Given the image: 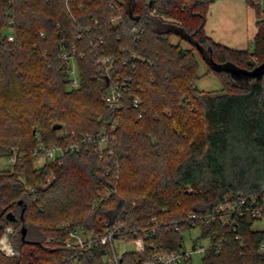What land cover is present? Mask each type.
<instances>
[{
    "label": "trees",
    "instance_id": "trees-1",
    "mask_svg": "<svg viewBox=\"0 0 264 264\" xmlns=\"http://www.w3.org/2000/svg\"><path fill=\"white\" fill-rule=\"evenodd\" d=\"M212 1L0 0V32L12 11L22 43L11 53L9 44L0 40V159L13 149L23 153L11 166H0V236L11 224L10 240L19 252L14 257L0 253V264H60L66 254L63 222L96 230L111 225L123 242L155 225L144 241L145 253L179 250L183 232L199 225L201 236L213 232L225 238L219 252L202 256V264H264V250H259L264 230L253 228L257 218L236 217L235 229L214 221L185 223L188 213L209 214L226 195L264 203V72L240 79L241 74L208 64L223 88L202 92L196 87L199 65L193 49L170 40L172 33L179 34L208 63L221 67L252 71L260 65V0H246L256 11L257 32L252 48L242 50L206 35ZM152 7L156 13L150 15ZM112 14L120 15V21L112 23ZM134 24L143 28L138 39L131 33ZM95 33L104 36L106 53L116 56V72L124 74L135 63L113 153L120 162L117 191L104 199L102 191L113 184L105 172L110 163L91 147L39 167L31 155L39 138L62 141L52 129L55 123L69 133H97L111 117L104 103L106 77L89 45ZM61 43H75L82 52L76 89L68 86L66 64L58 55ZM135 94L140 97L137 108L131 103ZM51 173L54 178L46 182ZM94 200L98 205L92 206ZM7 212L16 220H8ZM108 251V245L85 249L76 264H107ZM122 256L134 262L138 254L129 250Z\"/></svg>",
    "mask_w": 264,
    "mask_h": 264
},
{
    "label": "built area",
    "instance_id": "built-area-1",
    "mask_svg": "<svg viewBox=\"0 0 264 264\" xmlns=\"http://www.w3.org/2000/svg\"><path fill=\"white\" fill-rule=\"evenodd\" d=\"M109 7L114 9L115 5L110 3ZM148 12L150 15L155 14V7H152ZM12 14L13 12L11 11V16L5 29L0 32V40L9 44L11 53L22 48V43L18 42L16 38ZM120 18V15L112 14L110 21L112 23H117L120 21ZM94 23H97L96 19L94 20ZM85 30L89 32L90 27H87ZM82 32L83 30H79L77 38H81ZM142 32L143 28L141 25L134 24L131 26V33L135 39H138ZM40 35L43 36V32H40ZM89 45L94 51L95 64L99 67L100 72L106 77L107 87L104 103L111 111V117L107 120V124L97 133L75 134L69 133L62 128L54 130L57 138L62 141L46 143L39 138L31 155L35 159L42 156L44 162H60V158L65 154L77 153L86 147H91L98 155L99 159L110 163L107 165L105 172L106 174L111 175L113 184L111 187L105 188L102 191L100 199H104L117 191L120 162L118 159L113 158V153L116 145L118 123L121 117V111L125 105V94L131 88L135 63H132L124 74L116 72L115 65L117 58L114 54L106 53L104 36L96 33L93 34L89 38ZM58 55L66 64L69 88H78L80 86V80L77 69V58L82 56V52L78 50L75 43H72L69 46L61 43L59 45ZM123 63H125V61H123ZM138 89L141 90L140 87H138L137 90ZM131 103L135 108L139 106L140 97L138 94H135L132 97ZM138 117H141V113L138 114ZM22 155V152L13 149L12 154L6 159L8 160V163L12 165ZM53 178L54 175L52 173L49 174L46 177V182H50ZM98 203L99 200H94L92 206H96ZM244 214L251 215L253 218L257 219L261 218L264 215V203H257L254 197L248 200L241 195H236L235 197L226 195L224 201L218 203L209 214L198 215L195 212L188 213L185 217V223L190 225H194L195 223L209 224L214 221L220 222L222 225L228 223L232 225L233 229H235L233 223L236 217ZM61 227L66 229V235L62 241V245L66 248V254L60 264H76L79 254L83 250L98 245L109 246V251L106 257L107 264H189L191 262L192 252L199 253L202 256L208 251L217 253L220 251L225 241L224 237L216 236L211 232L209 235L202 236V238L207 240L205 244L193 241L192 251H181V249L177 251L153 249L150 252L145 253L144 241L155 230V225H153L145 228L139 235L131 240L134 245V249L131 251L137 253L138 256L135 258L134 262H130L121 259L123 253L128 250L118 252L115 249L114 239H116V228L114 226H105L101 230H96L95 228H89L83 225H71L69 222H63ZM194 227L199 228V225ZM174 229H178V225H174ZM13 231L14 227L11 224H8L4 228L3 234L0 236V253L8 257L17 256L19 253L10 240ZM236 239H240L238 235L236 236ZM259 250H264L263 243L259 245Z\"/></svg>",
    "mask_w": 264,
    "mask_h": 264
},
{
    "label": "crops",
    "instance_id": "crops-1",
    "mask_svg": "<svg viewBox=\"0 0 264 264\" xmlns=\"http://www.w3.org/2000/svg\"><path fill=\"white\" fill-rule=\"evenodd\" d=\"M256 22V11L246 0H213L206 12L204 31L229 48L251 49Z\"/></svg>",
    "mask_w": 264,
    "mask_h": 264
},
{
    "label": "rangeland",
    "instance_id": "rangeland-1",
    "mask_svg": "<svg viewBox=\"0 0 264 264\" xmlns=\"http://www.w3.org/2000/svg\"><path fill=\"white\" fill-rule=\"evenodd\" d=\"M260 4L262 9L264 10V0H260ZM262 17H264V13L261 14ZM179 34L172 33L170 40L173 43H176L179 41L182 47L184 48H191L193 49L194 54L196 55V59L198 61V79L196 80V87L202 91V92H210V93H216L222 90L223 85L217 75L214 73L208 72V63L207 61L198 54V52L193 48V46L186 40L182 39L179 40ZM240 79H246L245 75H239ZM44 158L42 156L37 157L34 161V165L36 167H39L43 164ZM11 166L10 163H8V160L6 158L0 159V166ZM19 178L23 180V176L19 175ZM27 188H31L27 186ZM67 223V222H65ZM150 226V225H149ZM254 229L264 230V215L256 219L253 223ZM193 241H198L200 244H205L207 242L206 239L202 238L200 235V228H191L187 231L183 232V246L180 248L181 251H192V243ZM114 246L115 249L118 252H122L124 250H133L134 245L131 240H128L127 242H123L120 239H114ZM202 255L196 252L191 253V262L189 264H202Z\"/></svg>",
    "mask_w": 264,
    "mask_h": 264
},
{
    "label": "water",
    "instance_id": "water-1",
    "mask_svg": "<svg viewBox=\"0 0 264 264\" xmlns=\"http://www.w3.org/2000/svg\"><path fill=\"white\" fill-rule=\"evenodd\" d=\"M208 63V62H207ZM209 65H211L212 69L214 70H225V71H229L231 73H235V74H242L245 76H257L260 75L264 72V61L258 65L257 67H255L252 71H247L244 69H239V68H233V67H221L217 64H212L211 62L208 63ZM61 128V124L60 123H55L52 126L53 130H57ZM6 218L10 221H14L16 220V218L14 217V215L11 212H7L6 213ZM20 233H21V238L24 239L25 235H26V228L24 226L21 227L20 229Z\"/></svg>",
    "mask_w": 264,
    "mask_h": 264
}]
</instances>
